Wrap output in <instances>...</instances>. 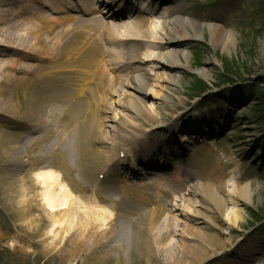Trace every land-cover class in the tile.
<instances>
[{
	"label": "bare ground",
	"instance_id": "obj_1",
	"mask_svg": "<svg viewBox=\"0 0 264 264\" xmlns=\"http://www.w3.org/2000/svg\"><path fill=\"white\" fill-rule=\"evenodd\" d=\"M80 1L85 7L86 14L92 15V17L86 20L68 16L61 20L62 25L67 26L68 30L56 34V39L59 40L61 46L58 53L60 58L69 60L66 67H73L78 72V79L74 81L76 84L73 85L80 92L85 91L86 81L89 82L91 78H94L95 81L97 77V84L101 88H88L83 94V97H87V101L83 108L77 109L76 117L79 119L84 115L83 132H85L84 137L88 142L92 140L98 143L99 138V144L109 148L81 150L79 146H76L72 150V160L74 158V163L82 169L80 172L81 184L77 179L78 189L74 190L70 183H65L66 180L61 170L62 174L53 170L56 166L55 162L49 161L50 158L57 155H67L59 154L61 141L66 140V138L57 137L64 134L63 125L59 126L61 131L56 129L49 132L47 139L44 134H39L41 139L50 140L52 143H49L45 149L48 151L47 157L36 162H30L29 156H22L17 149L14 151L11 138L7 139L10 140V143L0 141L3 157L11 158L10 162L4 164L0 170V189L4 191L6 197L5 202L0 204L1 209L6 207V211L9 210L7 203L11 206L12 212L10 211L9 215L16 214V218L20 221L17 227H20L22 233L25 232V229H30V220L46 221L44 225L47 229V237L51 239V243L46 247L43 245L44 241L41 242L46 249L55 248V240H60L61 233L65 232L71 234L59 249H80L85 257L87 251L91 250L93 253L100 246L109 244V249H106L101 255L95 256L98 257L95 259L96 261L89 262V264L114 263L112 259L110 261V258L115 253L122 251L125 240L123 232L128 229L130 234L131 222L134 219H136V223L133 237L129 242L132 243L134 249H139L140 245L142 246L140 255L148 263L155 264L162 256L166 264H214L216 258L224 254H222L223 251L217 252L213 249L226 248L225 244L221 243L220 222L225 218L224 221L230 225V234H234L235 229L240 227L245 212L239 208V203L251 204L253 202L252 184L247 183L240 186L236 181L232 192L227 193L226 171H221L216 175L217 172L214 168L209 171L203 168L201 170L196 166L194 158L188 157L189 159H186L185 163L178 164L179 167H176V171L173 172L170 179L138 184L137 187L128 184L127 177L112 178V170L108 169V164L116 163V150L119 156L122 151L132 153L131 149L134 146H153L156 150L165 147L164 140L158 139L155 135L165 130L171 132L172 126L167 124L164 119L168 116L169 108L173 103H176L173 94L180 86L181 76L192 69L191 52H185V48L195 38H205V32H207L214 47L224 45L227 49L235 43L234 33L224 29L222 25H216L221 21L219 17L210 18L209 22L213 24L205 27L192 16L183 17L185 8L176 4L179 0H173L172 6L166 7L164 11L160 9L155 14L162 20L160 26H155L145 17L136 18L129 27V33L121 37V32L118 35L115 34L117 26L94 16L97 9L93 3L107 1L109 2L106 3L108 6H122L127 0ZM68 2L71 4L69 0ZM37 3L41 5L49 3L56 12L64 13L69 5L67 2L61 3L59 0H0V43H7L6 47H10L16 53L20 52L21 59L31 60L35 58L37 52L42 55L47 53L44 49L45 46L44 48L41 46L47 44L50 36L42 38V33L51 27L49 20L43 19L39 12L36 13L39 11V8L35 6ZM117 11L114 17L120 16L118 15L120 11ZM208 18L209 15H206L204 20L208 21ZM149 24L151 26L148 27ZM2 26L5 27L1 28ZM102 43H104L103 46ZM56 44L58 43L56 42ZM108 46L114 48L109 49V53L106 54L104 51ZM86 53L91 54L86 56ZM96 55H98V60L87 62V60H95ZM3 56L10 55L7 54V51L0 49V57ZM37 60L39 61V59ZM92 64L97 66L95 70H98L99 73H86L81 70L82 67H91ZM143 65H147L150 69L144 68ZM10 67L9 61L0 59V123H13L14 126L23 130L25 127L33 128L35 133H38L42 124V103H46L48 107L49 102L52 107L51 111L56 114L61 112L60 106L53 103L55 87L52 86L50 94L45 98L44 94L40 92L38 94L40 97L33 98L28 104L26 114L20 117L18 114L19 102L12 103L6 99L15 97L12 91L13 87L16 89L19 86L25 91L28 88L26 76L36 73L35 69H39L38 73L40 74L42 67L26 65L25 62L17 63V60L13 67ZM8 69H12L21 77L13 74H11L12 76L6 75L5 71ZM126 72H128V80L123 83L122 73ZM68 73L69 71L59 75L61 84H67L65 74ZM109 73L110 75L120 73V76L117 81H110L111 79L105 78V75ZM90 75H92L91 78ZM202 75L207 76V73L202 72ZM34 76L39 78L41 75ZM120 87H122L121 90H119ZM105 89L107 92H114L115 97L117 94H121L118 99L111 100L112 98L103 91ZM101 92L103 95H100ZM16 93L19 92L16 91ZM25 94L26 92H23L24 99ZM96 98L94 103L93 100ZM108 99L111 100L110 103ZM62 103L64 102L60 101L59 105L62 106ZM234 105L238 104L234 103ZM176 110L178 109L176 108ZM181 120H184L182 115L175 117L176 122ZM184 121L186 122V120ZM197 125L198 120L192 119L181 129L184 130L183 128L187 126L196 128ZM106 128L110 129V132H107ZM176 129H178L177 126ZM172 136L173 134L170 135L168 142L176 147L183 146L179 144V141H187V135L181 136L180 140H176V142L171 141ZM244 136L245 134H240L241 138ZM190 143L193 142L190 141ZM64 147L62 151H66ZM176 151L178 152L175 154V156L178 155L177 157L179 155L187 156L181 149ZM26 156H28L27 159H25ZM162 160L163 156L160 163L163 162L168 168L171 167V158L167 157ZM42 163L49 164V170L35 172ZM129 164L132 165L133 161L131 160ZM65 166L69 173L80 171L73 170L70 162L66 160L58 165L60 168H65ZM194 169L197 171L196 176H194ZM83 170L89 177H92L91 173L96 170L97 173H106L102 182H95V187L99 190L92 191L91 196L87 195L90 188L86 182L87 174ZM137 171L139 172V170ZM129 174L134 177L132 172ZM140 175L143 176V172ZM173 177L175 178L173 179ZM104 189L109 191L112 196H118V203L122 202L129 194H133L140 198L136 201L138 204L151 201L156 205L157 210L154 209L152 215L138 216L135 212L131 213L127 223L120 222L118 242L111 244L112 233L114 232V239L118 234L112 226L113 217L118 210V203L113 202L110 196L103 194L101 191ZM102 202L112 203L114 209L106 211L101 206ZM230 204H234L232 208ZM165 214L168 217L163 225L156 226L157 220ZM73 229L75 230L73 231ZM8 230L7 228L5 231ZM35 230L38 233L40 228L37 227ZM44 234L42 232L41 236ZM22 237L25 238L24 235ZM176 237L177 239L173 240ZM26 242L36 245L39 249V243L28 240ZM12 245L15 246V243L12 242ZM209 249L213 250L212 253ZM116 260L121 264L119 258ZM229 262L224 259L223 264ZM251 263L252 261L248 262V264Z\"/></svg>",
	"mask_w": 264,
	"mask_h": 264
},
{
	"label": "rangeland",
	"instance_id": "obj_2",
	"mask_svg": "<svg viewBox=\"0 0 264 264\" xmlns=\"http://www.w3.org/2000/svg\"><path fill=\"white\" fill-rule=\"evenodd\" d=\"M59 1L61 3H66L67 0ZM72 2H74V0ZM181 4L187 7L185 8L186 10L183 17L188 18L192 16L199 20L203 27L213 24L204 20L206 15H209V18L219 16L223 21L216 23V25H222L224 29L234 33L235 43L227 49H225L224 45H219V47L216 48L207 32H205V38H196L193 42L189 43L185 48V52H191L192 69L181 76L180 86L173 94L176 103H173L169 108L166 118L169 119L171 123L174 122V117L180 114L182 115V119L186 120V122L193 119L197 113H200V116L206 113L207 117L210 118L212 112L207 110L208 106L219 111L218 117L222 113H224L225 117H231L228 123L229 128L224 130L222 133L224 135L222 137H217L211 141L210 147L201 146L199 149L197 146L193 147L199 156L200 152L203 155L200 159L204 164H214L218 158L220 160V165H217L218 168L221 169L222 167H226L227 193L232 192L236 181L239 182L240 186L247 183L252 184V188L254 189L253 202L251 204L239 203V208L243 209L245 214L243 222L240 227L235 229L234 234H230V225L224 221L225 218H222L223 220L219 225V232L222 234L221 243H224L226 248L213 249L217 252L223 251L222 254H224L218 256L214 264H223L224 259L232 263L241 261L240 264H248V260L245 259H250L249 253L251 250H254L251 264H264V18L262 16L264 0H218L217 2H214V0H183ZM47 5L51 8V11L48 8H44L43 10L41 6L35 5L39 8V11H36V13L38 14L39 12L43 19L49 20V25L51 27V29L47 28L42 33V38L50 36L47 44L41 46L43 48L45 46L44 49L47 53L42 55L37 52L35 58L32 60L21 59L20 52L16 53L10 47H6L8 46L7 43H0V49L5 50V52L7 51V54L10 55L8 57H0V59L6 62L9 61L11 67H13L16 60L17 63L25 62L26 65L31 64L42 67L40 74L38 73L39 69H35L34 71L36 73H31V75L26 76L28 88L25 91L19 86L16 89L13 87L12 91L15 97L13 96L6 99L8 102L12 101V103L19 102L18 114L20 117L26 114L28 104L33 98L40 97L38 96L40 92L44 94V98L47 97L53 85L55 87L53 91L55 94L53 103L60 106L61 112L56 114L51 111L52 107L49 102L48 107L46 103H42V124L41 129H38V133H35V129L33 128L25 127L23 130L15 127L13 123H0V141L10 143V140L7 139L11 138L14 151L17 149L22 156L28 155L30 162H36L37 159L46 156L47 151H45V149L49 143H52L50 140L38 139L39 134H44L47 139L49 132L55 131L56 129L61 131L62 129L59 128V126L63 125L64 134L57 137L60 139L66 138V140L61 141L59 154L65 153L67 155H57L50 161L52 163L55 162L56 166L53 170L58 173L62 171L66 180L65 183H70L74 190H77L78 185L76 184V180L78 179L81 184L80 172L82 169L74 163V158L72 160V150L76 148V146H79L81 150H83V147H87L86 149L90 150L98 149L100 145L88 142L87 139H85V132H83L84 115L78 119V117H76V111L84 107L87 97H83V94L86 93L88 88L99 89L101 87L97 84V77L94 81V78H91L92 75H90L91 79L89 82H85L86 88L84 92H80V90L73 85L76 84L74 81L78 79V72L75 71L76 69L73 67H66L69 60L67 58H60L58 51L61 46L59 45V40L56 39V34L68 30V27L63 26L61 23L62 19L68 18V13L56 12L49 3ZM259 11L261 12L260 14ZM71 14L75 16L73 13ZM140 17L150 18L145 14H140ZM108 20V22L112 23V20ZM133 20L125 19L124 23H122L123 26L118 27V29L115 30V34L118 35L121 32V37L128 34L129 27ZM159 22L161 23L160 19H150V23H154L155 26H160ZM37 23L40 24L39 22ZM149 26H151V24H149L148 27ZM4 27L5 26H2L1 28ZM119 28L123 29L121 30ZM56 42L58 44H56ZM103 44L104 43H102V46ZM112 48L109 47L107 49ZM89 54L91 53H86V56ZM97 56L98 55H96V57ZM37 59H39V61ZM96 60H98V57L95 60H87V62L91 63ZM211 61H213V63H211ZM108 62L110 63V61ZM226 66L227 68H233V70L229 72V74H232L231 76L225 75ZM144 68L147 69L148 66L144 65ZM95 69H97V66L93 64L91 67L84 66L81 68V70L86 71V73H99L98 70ZM148 69H150V67ZM67 71H69L68 74H65L67 84L63 85L60 83L59 75ZM202 72L207 73V76H203ZM5 73L6 75L13 74L17 77H21V75L13 72L12 69L6 70ZM34 75L41 76L35 78ZM119 75L120 74H118V76ZM105 78H107V80L117 79L110 76V73L105 75ZM225 79H229L231 84L223 85L221 82ZM199 81L207 83L213 91L204 94L201 98L193 100L195 92L191 90V85ZM121 88L122 87H120L119 90H121ZM16 91L19 93H16ZM103 91L112 98L111 100H113V98L118 99V96L121 94L119 93L116 97H113L114 92H107V89ZM23 92H26L25 99L23 97ZM100 95H103V92H101ZM97 98L93 100L94 103ZM68 99H71V101H68ZM111 100L108 99V102L110 103ZM231 100L238 104L234 105V108H231L233 112L227 109V105ZM60 101L64 102L62 106L59 105ZM205 107L206 109H204ZM176 108L178 110H176ZM184 120L175 121L179 128L185 123ZM201 126L204 128L203 125ZM223 127L224 124L219 126L216 131L220 132ZM29 129H33L34 133L32 135H27L25 138L23 134H27ZM106 131L110 132V129L106 128ZM208 132H210V130H208ZM240 134H245V136L241 138ZM63 147L66 151H62ZM101 148L104 149L103 146ZM115 154H117V151ZM217 154H219V156H217ZM3 155L0 149V170L3 168L4 164L9 163L11 159H5ZM28 156H26L25 159H27ZM63 160L69 161L73 170L80 171L69 173V171H66V166L65 168L58 167ZM44 166L45 167L36 169L35 172H40L44 169L49 170L46 164ZM23 170H25V168H23ZM84 172L87 174L86 171ZM94 180V175L92 177H89L88 174L86 175V182L90 183L91 187L89 192L95 188L93 186ZM130 198L122 201L119 205V214L128 208L131 209L132 206L129 203ZM5 200L4 191L0 189V204L4 203ZM233 205L230 204L231 208ZM7 206L9 209L7 213L10 214V211L12 212L11 206L8 205V203ZM155 207L154 204H144L138 212H150L154 210ZM3 210H6V207L5 209L3 208ZM34 212L36 211L34 210ZM0 214H3L1 210ZM123 215L122 213V216ZM167 217V214L162 215L161 218L157 220L156 226L163 225ZM126 218L125 216L115 218L116 225L114 229L116 231H118V226L120 227V222L124 221L127 223ZM3 219L6 220L11 230H8V233H6V228H2L3 231L1 234L4 239H0V264H4V259H6V262L9 264H89V262L96 261L95 259L98 257L95 256L101 255L109 246V244L106 243L93 253L91 250L87 251L85 254L86 257L80 249H59L64 245L71 234L65 232L61 233L60 240H55V248L46 249L45 247L51 243V239L47 237L48 233L44 225L46 221L35 222L34 220H30V229H25V232L22 233V231H15L17 225L20 224L19 219L16 218V214L11 215L10 219ZM37 227L40 228L38 233L35 230ZM17 229L20 230V227H17ZM74 230L75 229H73V231ZM42 232L45 234L41 236ZM21 235H24L25 238H18V236ZM113 236L114 233H112V238ZM27 238L31 239L33 243H39V249L35 245H31L30 242H26ZM175 239H177V237L173 238V240ZM12 241H17L19 245L16 247L11 246L10 243H12ZM126 241H128L127 238ZM126 241H124V248L122 251L114 254L115 256H119L121 264H154L153 262L148 263L147 260L140 255V251L142 250L141 245L139 249H130L132 252L128 254V244H126ZM41 242H43L45 247L42 246ZM209 250H211L210 253H212L213 250ZM165 262L163 257L160 256L155 264H166ZM110 264L119 263L114 261V263Z\"/></svg>",
	"mask_w": 264,
	"mask_h": 264
},
{
	"label": "trees",
	"instance_id": "obj_3",
	"mask_svg": "<svg viewBox=\"0 0 264 264\" xmlns=\"http://www.w3.org/2000/svg\"><path fill=\"white\" fill-rule=\"evenodd\" d=\"M232 70H233V68H230V67L227 68V66H226V72H225L226 75H227V76H231L232 74H229V72H231ZM237 71H238V69H237ZM198 88H200V86H199ZM201 89H202V88H201Z\"/></svg>",
	"mask_w": 264,
	"mask_h": 264
}]
</instances>
